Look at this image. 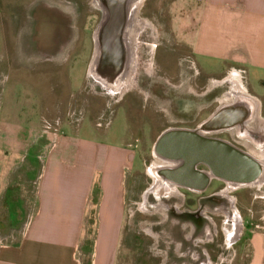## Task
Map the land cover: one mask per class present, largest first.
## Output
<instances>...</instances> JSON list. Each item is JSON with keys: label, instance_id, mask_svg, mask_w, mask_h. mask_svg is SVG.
<instances>
[{"label": "rangeland", "instance_id": "rangeland-1", "mask_svg": "<svg viewBox=\"0 0 264 264\" xmlns=\"http://www.w3.org/2000/svg\"><path fill=\"white\" fill-rule=\"evenodd\" d=\"M194 6L193 0L143 3L139 16L152 28L146 26L140 32L136 81L121 95L108 92L91 75L101 11L92 0H0V122L25 124L35 135L61 125L64 128L58 133L74 134L73 126L82 136L86 130L97 139L127 145L133 152L126 172L127 198L115 264H247L250 236L256 232L264 238V183L239 190L214 180L203 193L176 187L177 194L162 198L168 209L154 211L157 201L152 195L146 196L147 203L140 208L152 183L148 168L154 162L153 145L162 132L175 126L160 111L169 109L170 97H181L179 91H183L167 90L162 82L178 78L172 85L177 87L182 81L183 88L190 87L195 70L200 73L202 89L211 88L213 79L238 78L232 70L221 72V63L199 57L192 69ZM17 47L23 54L14 57ZM257 77L249 72L248 81L260 95ZM241 81L253 96L245 79ZM215 86L219 100L232 84ZM257 99H261L259 117L264 120V96ZM206 115L203 111L195 124ZM176 118L174 114L169 117ZM240 141L249 152L257 150ZM223 191L234 200L240 218L241 230L232 244L226 242L225 229L231 228L234 211L228 198L219 195ZM27 193L32 197L33 189ZM12 226L2 224L0 218V244L19 237L18 229L1 234ZM88 248L86 242L83 251ZM80 259L87 264L86 257L80 255Z\"/></svg>", "mask_w": 264, "mask_h": 264}, {"label": "crops", "instance_id": "crops-1", "mask_svg": "<svg viewBox=\"0 0 264 264\" xmlns=\"http://www.w3.org/2000/svg\"><path fill=\"white\" fill-rule=\"evenodd\" d=\"M193 1L194 59L221 63V72L243 70L238 78L253 96L244 84L241 92L264 96V0ZM20 53L17 47L14 57ZM249 72L258 76L260 95ZM59 128L35 135L25 124L0 122V218L13 225L1 234L19 232L15 242L0 244V264H83L80 255L87 264H115L133 152L86 130ZM249 240L247 264H264L263 236L253 232Z\"/></svg>", "mask_w": 264, "mask_h": 264}, {"label": "flooded vegetation", "instance_id": "flooded-vegetation-1", "mask_svg": "<svg viewBox=\"0 0 264 264\" xmlns=\"http://www.w3.org/2000/svg\"><path fill=\"white\" fill-rule=\"evenodd\" d=\"M123 1L124 0H92V5L94 6L95 4V7L101 10L98 17V28L94 34V39L97 37L100 41V52L96 60V70L102 72V69H104L106 64L108 65V62L111 68L117 64V68L123 69L124 65L129 62L131 67H134L135 69L133 75L131 76V78L133 77V81L131 82L133 86L137 76L136 67H138L137 54L135 53L137 49L135 51L133 49L131 52L130 50L127 51V49L124 48L122 31L125 26V19L124 13L122 12H124L126 0L124 5ZM145 1L146 0L142 2V5ZM119 14H121V16ZM111 48H113V50ZM191 64L193 65L192 69L195 70L196 62L194 60V56ZM176 65H178V62ZM99 66H102V68ZM148 68L149 67H147V73L151 75L152 70ZM178 76L176 75V77ZM200 78V73L195 70L193 80H190V85H188L190 87L187 88H183L185 84L182 81H180V85L177 87L172 85L177 83V80L179 81L178 78L176 80L175 78H171L169 81L166 80L162 82L167 90L173 89V91H175L177 89L176 91H178L183 89V91H179L182 93L181 97H170L169 103L171 106L169 105V109L160 111L164 119L171 120L170 124H175V126H169L166 130L191 129L199 131L205 137L224 139L241 148L243 151L247 152L264 164V120H261L259 117L262 107L261 99L259 100L245 94L244 90L241 92L242 86H238L237 80L232 75H228L227 78L223 77V79L221 78L219 80L213 79V82H210L211 88L205 86L204 89H202ZM116 81L117 80L114 82ZM225 83H231L232 86H230L229 91L218 100L214 94V90L216 89L215 87H217L215 85H222ZM236 85L237 87H235ZM131 88L132 87L129 89ZM164 95L168 96L167 93ZM164 95H162V97ZM201 98H204V107L201 105ZM146 100H148V97H146L145 101ZM203 111H207L205 120L203 122H200V120V123L198 122L195 124L196 120L199 119ZM173 114L177 117L176 120L169 119V117H173ZM240 140L250 143V145L257 148V150L250 149L251 152H249L245 147L246 144L242 143ZM153 158L154 162H152L151 166L148 168L152 183L146 191L143 202L146 204V196L152 195L157 201L156 204H154L153 209L155 211H161V208H169L163 203L162 198L177 194V189L175 186L170 185L165 190L167 185H162L164 182H160L159 178L153 174V170L157 167L166 166L167 164L156 158V156ZM263 183L264 174L255 185L260 187ZM228 189L240 190L243 188L228 186ZM219 195L226 199L228 198L231 208L234 211L233 218L231 217L233 220V223L230 225L231 228L225 229L226 242L228 244H232L233 239L235 241L238 238L241 230L240 218L238 213L235 211L234 200L228 197L227 191H223ZM162 213L165 214V217L167 216L166 212Z\"/></svg>", "mask_w": 264, "mask_h": 264}, {"label": "water", "instance_id": "water-1", "mask_svg": "<svg viewBox=\"0 0 264 264\" xmlns=\"http://www.w3.org/2000/svg\"><path fill=\"white\" fill-rule=\"evenodd\" d=\"M153 156L167 164L157 168L162 181L195 193H203L214 180L227 187L253 186L264 172L261 162L231 142L191 129L162 132Z\"/></svg>", "mask_w": 264, "mask_h": 264}, {"label": "bare ground", "instance_id": "bare-ground-1", "mask_svg": "<svg viewBox=\"0 0 264 264\" xmlns=\"http://www.w3.org/2000/svg\"><path fill=\"white\" fill-rule=\"evenodd\" d=\"M143 1L144 0H126V3H125V0L123 1V5H124V3H125V5H124V12H122V13H124V19H125L124 25L125 26H124L123 31H122L123 32L122 36L124 38V48H126L127 51L130 50L132 52L133 49L135 51L137 49V47L140 46V45H138V37L140 35V32L143 31V29L146 26L151 27L148 24L149 22L146 23V20H143L138 16L139 15V9H140ZM94 6H95V4H94ZM119 15L121 16V14H119ZM95 45H96L95 54H94V58H93L92 65H91V75L97 81V84H101L102 86H104L108 92H110V93L118 92L119 94L122 95L123 92H125L127 89L132 87L131 82L133 81V77L131 78V76L133 75V73L135 71L134 67L132 68L131 65L129 64V62H127L124 65L123 69L117 68V64H115V66L113 68H111L109 66V62H108V65L106 64L104 69H102L103 71L99 72L98 70H96V66H97L96 60H97L98 54L100 52V41H99V38H97V37H95ZM111 49L113 50V48H111ZM99 67L102 68V66H99ZM145 67H147V66H145ZM146 69L147 68H145V70ZM235 79L237 80L238 86H241L242 83L240 82V79L239 78H235ZM115 80H117V81L114 82ZM235 87H237V85ZM251 157L254 158L253 156H251ZM255 160H257V159H255ZM261 164L264 165L263 162H261ZM157 168H155L153 170V174L156 175L157 178H159L160 182H164L161 180L159 174L157 173ZM263 174H264V172H263ZM162 185H167L165 190L170 186L167 182H164ZM239 188H246V187H239ZM144 206H145V204L142 201L140 208L143 209ZM144 211H145V209H144ZM231 217L233 218V216H231Z\"/></svg>", "mask_w": 264, "mask_h": 264}, {"label": "built area", "instance_id": "built-area-1", "mask_svg": "<svg viewBox=\"0 0 264 264\" xmlns=\"http://www.w3.org/2000/svg\"><path fill=\"white\" fill-rule=\"evenodd\" d=\"M233 71V70H232ZM237 73H238V75H239V77H241V75L243 74L244 75V71L243 70H239V71H237ZM242 77H244V76H242Z\"/></svg>", "mask_w": 264, "mask_h": 264}]
</instances>
